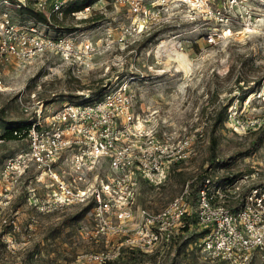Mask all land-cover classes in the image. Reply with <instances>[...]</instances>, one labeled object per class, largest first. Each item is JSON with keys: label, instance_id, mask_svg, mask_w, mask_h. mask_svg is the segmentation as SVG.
Returning <instances> with one entry per match:
<instances>
[{"label": "rangeland", "instance_id": "374dc122", "mask_svg": "<svg viewBox=\"0 0 264 264\" xmlns=\"http://www.w3.org/2000/svg\"><path fill=\"white\" fill-rule=\"evenodd\" d=\"M142 1L149 3L150 12L141 32L137 31L141 21L118 0H95L77 14L65 12L64 5L61 15L50 12L49 27L40 26L48 34L76 32L97 40L92 65L82 67L56 53H44L23 66L9 65L0 89V134L8 122L22 124L41 103L48 112L64 101L92 100L126 83L134 94V113L155 124L160 139L190 140L187 157L167 162L159 183H141L139 205L164 206L199 174L208 173L213 179L245 174L248 183H261L264 139L252 153L242 152L264 124V0L247 1L249 12L244 16L255 22V31L212 44L205 40L207 23L189 19L178 0ZM11 9L15 20L28 18ZM209 23L210 31L220 32L221 24ZM133 26L132 38L119 44L116 38L122 28ZM107 30L112 39L108 48ZM228 103L227 119L215 130L217 157L226 163L223 168H209V130ZM25 145L23 138L0 141V183L5 159ZM229 156L234 157L228 162ZM16 185V197L6 212L13 222L0 227V264H226L203 258L198 245L202 230L195 223L166 246L144 251L123 244L110 261L83 260L79 254L114 248L122 238L93 235L89 214H80L84 208L80 205L40 211L27 198L28 192L40 198L46 191L34 176L20 177ZM236 202V198L226 201ZM247 264H264V255H253Z\"/></svg>", "mask_w": 264, "mask_h": 264}, {"label": "built area", "instance_id": "2783aa9c", "mask_svg": "<svg viewBox=\"0 0 264 264\" xmlns=\"http://www.w3.org/2000/svg\"><path fill=\"white\" fill-rule=\"evenodd\" d=\"M118 1L127 4L141 21L137 26L141 32L146 27L149 3ZM247 1L178 0V3L189 19L207 23L205 40L212 44L223 37H241L256 30L255 22L244 16L249 12ZM64 2L0 0V89L4 87V73L9 65L23 66L44 53H56L67 62L91 67L97 40L76 32L50 35L40 27H49V23L30 17L17 21L11 9L32 3L50 22L49 13L61 15ZM88 8L89 5L72 13ZM155 15L159 16V12ZM209 22L221 24L220 32L210 31ZM134 27L122 28L116 38L119 44H127ZM105 39L108 48L112 41L110 30L106 31ZM133 104L134 94L126 83L93 100L64 101L48 112L43 103L39 104L26 130H13V134L25 139L26 145L3 163L0 227L13 222L6 212L16 197L20 177L32 175L46 190L40 198L34 193L32 197L29 192L27 195L29 203L40 211L71 205L88 207L93 235L122 238L114 248L79 254L83 260L110 261L119 255L123 244L144 251L169 245L183 232L184 222L192 213L195 224L202 230L198 245L203 258L247 264L253 255H264V180L250 184L249 176L244 174L216 186L206 179L194 199L190 182H186L178 194L158 209L137 203L141 183H159L167 162L187 157L190 140L160 139L157 126L135 114ZM255 174L254 171L251 175ZM228 198H236L237 202L228 204Z\"/></svg>", "mask_w": 264, "mask_h": 264}, {"label": "trees", "instance_id": "16d2710c", "mask_svg": "<svg viewBox=\"0 0 264 264\" xmlns=\"http://www.w3.org/2000/svg\"><path fill=\"white\" fill-rule=\"evenodd\" d=\"M94 1L95 0H69L67 3H64L65 12L71 13V12L83 9L85 6L90 5ZM16 12L19 13V15H26L27 17L33 18V19L40 21V22L50 23L47 19V16L42 11L37 10L32 3H29L26 6H23L21 8H17ZM87 19H93V18L90 17V18H86L85 20H87ZM94 99H96V98H94ZM76 102H79V101H76ZM229 105H230V103H228L227 106L225 107L224 111L215 118L214 123L211 125V128L209 130V153H208V157H207L209 168L210 167L211 168L213 167L214 169L223 168V166L226 163L225 159L217 157V153H216L217 138H216L215 130H216V126H218L219 124H223L224 121L227 119L226 109ZM29 123H30V117L27 118L25 121H23L22 124L20 123V124L16 125V124H14V122H8L4 126L3 132L0 134V136L3 139L19 138L17 135L13 134V130H17L19 132H22V131L26 130ZM263 139H264V124L258 128V132H257L256 136L254 137L252 145L249 146V148H247L242 153L245 155L252 153L254 150H256L261 145V143L263 142ZM233 157L234 156H229L228 162ZM235 178H238V176L221 175L220 177H216L215 179H213L209 176L208 173L199 174L195 178L194 181L190 182L191 195L194 199L198 189L201 186H203L206 179H208L211 184H215L216 186H218V185L220 186V185H223L226 183H230ZM87 209H88V207H84L80 211V214L87 211ZM193 223H196V218L194 216L193 217L190 216L189 218H187L185 220L184 226L182 227V231L188 230L190 225Z\"/></svg>", "mask_w": 264, "mask_h": 264}]
</instances>
